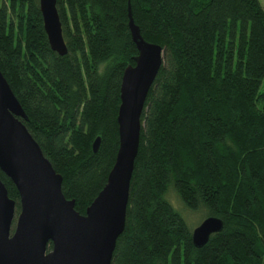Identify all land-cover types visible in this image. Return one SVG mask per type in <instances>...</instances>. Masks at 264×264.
I'll return each instance as SVG.
<instances>
[{
  "label": "trees",
  "instance_id": "obj_1",
  "mask_svg": "<svg viewBox=\"0 0 264 264\" xmlns=\"http://www.w3.org/2000/svg\"><path fill=\"white\" fill-rule=\"evenodd\" d=\"M127 2L56 0L67 45L58 55L38 0H0V71L81 214L105 184L118 148L121 78L138 54ZM129 2L141 35L162 46L163 60L141 114L125 227L110 264H264L259 0ZM0 179L18 209L16 187L1 171ZM169 190L188 209L221 218V231L195 247Z\"/></svg>",
  "mask_w": 264,
  "mask_h": 264
},
{
  "label": "water",
  "instance_id": "obj_2",
  "mask_svg": "<svg viewBox=\"0 0 264 264\" xmlns=\"http://www.w3.org/2000/svg\"><path fill=\"white\" fill-rule=\"evenodd\" d=\"M38 1L49 46L58 55H65L67 45L56 0ZM127 16L138 54L121 78L118 148L105 184L84 214L74 208L73 199L64 196L61 174L22 122L27 115L0 71V171L16 187L19 204L17 209L0 179V264H110L116 239L125 227L141 114L163 60L162 46L141 35L129 0ZM99 142L98 136L92 142L93 152ZM222 226L221 218L205 217L191 230L193 245L202 247Z\"/></svg>",
  "mask_w": 264,
  "mask_h": 264
},
{
  "label": "rangeland",
  "instance_id": "obj_3",
  "mask_svg": "<svg viewBox=\"0 0 264 264\" xmlns=\"http://www.w3.org/2000/svg\"><path fill=\"white\" fill-rule=\"evenodd\" d=\"M259 2L264 10V0H259ZM167 197L168 201L173 205V207H175V209L181 213L189 230H193V228L196 227L207 216L206 211L204 209L191 210L185 207L173 190H169ZM17 212L18 211L16 210V213L14 215V221Z\"/></svg>",
  "mask_w": 264,
  "mask_h": 264
}]
</instances>
